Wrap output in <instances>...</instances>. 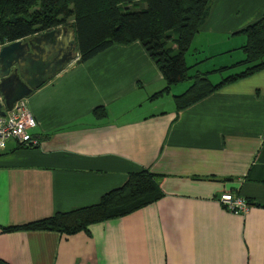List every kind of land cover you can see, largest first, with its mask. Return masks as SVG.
I'll return each mask as SVG.
<instances>
[{"label":"crops","instance_id":"0c3cea01","mask_svg":"<svg viewBox=\"0 0 264 264\" xmlns=\"http://www.w3.org/2000/svg\"><path fill=\"white\" fill-rule=\"evenodd\" d=\"M263 15L264 0H210L191 53L230 56L214 68L241 59L236 32ZM75 59L22 97L37 145L8 139L0 148V260L264 264V208L233 213L218 201L226 192L264 201V67L175 110L172 96L186 83L152 97L165 83L137 41ZM139 169L157 175L162 194L135 211L71 235L1 231L93 204Z\"/></svg>","mask_w":264,"mask_h":264},{"label":"trees","instance_id":"16d2710c","mask_svg":"<svg viewBox=\"0 0 264 264\" xmlns=\"http://www.w3.org/2000/svg\"><path fill=\"white\" fill-rule=\"evenodd\" d=\"M210 0H0V44L26 40L46 30L66 26L73 31L72 58L80 63L111 44L137 41L161 74L165 86L154 97L183 81L188 85L172 96L175 110L201 99L217 88L246 77L264 67V15L236 32L244 37L239 46L243 57L229 65L189 74L185 53L205 19ZM69 20V21H68ZM244 69L216 82L209 72H221L234 65ZM95 117L105 116L95 107ZM37 145L17 143L16 148ZM264 188V176L261 181ZM157 175L139 169L127 174L118 187L103 193L90 205L54 212L20 225L1 227V231L50 230L63 235L86 231L90 224L126 215L161 196ZM245 200V199H244ZM264 208V201L245 200ZM0 264H8L0 260Z\"/></svg>","mask_w":264,"mask_h":264},{"label":"water","instance_id":"95a60500","mask_svg":"<svg viewBox=\"0 0 264 264\" xmlns=\"http://www.w3.org/2000/svg\"><path fill=\"white\" fill-rule=\"evenodd\" d=\"M73 31L60 26L0 47V116L59 72L73 56Z\"/></svg>","mask_w":264,"mask_h":264},{"label":"built area","instance_id":"2783aa9c","mask_svg":"<svg viewBox=\"0 0 264 264\" xmlns=\"http://www.w3.org/2000/svg\"><path fill=\"white\" fill-rule=\"evenodd\" d=\"M1 102V94H0ZM35 126V121L30 114L23 98L16 100L9 110H4L0 116V148L8 139L17 143L28 142L35 144V139L29 130ZM219 203L229 212H241L247 209L248 204L241 197H233L230 193H222L218 197Z\"/></svg>","mask_w":264,"mask_h":264},{"label":"rangeland","instance_id":"374dc122","mask_svg":"<svg viewBox=\"0 0 264 264\" xmlns=\"http://www.w3.org/2000/svg\"><path fill=\"white\" fill-rule=\"evenodd\" d=\"M69 21V20H68ZM22 41V40H21ZM2 45H4V44H0V47L2 46ZM201 54V53H200ZM235 54V53H234ZM234 54H232V55H234ZM185 59H186V62H190L188 65H191V64H194V66H197V67H192V68H189V70H188V73L189 74H194V72H195V70H199V71H206V70H211V69H213L214 68V65H212L211 66V64H214V63H217V62H220V61H224L225 60V58L224 57H230V56H223V57H212V58H209V59H207V58H203V57H201L200 55H198V53L197 54H193V53H191V50H190V48H189V50H188V54H187V52L185 53ZM195 58L196 57V60H199V59H201V60H199V61H196V62H194L193 63V61H192V58ZM73 59V58H72ZM71 59V60H72ZM235 61V60H234ZM233 62V61H232ZM215 66H217V65H215ZM244 67H245V65H242V64H237V65H234V66H232V67H230V68H227V69H225V70H223V71H221L220 73L219 72H217V71H213V72H209L208 74H207V77L209 78V80L211 81V82H216V81H218L219 79H221L222 77H224V76H226V75H228V74H232V73H236V72H238V71H241V70H243L244 69ZM202 68V69H201ZM204 68V69H203ZM180 83H186V85H188V83H189V81H183V82H180ZM166 99H167V97L166 98H163V100H161V101H159V103L160 102H162V101H166ZM156 103H158V102H156ZM166 102H164L163 103V108H164V110H167L166 109V104H165ZM149 110H151V106H149ZM157 110V109H156Z\"/></svg>","mask_w":264,"mask_h":264}]
</instances>
